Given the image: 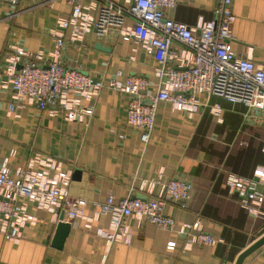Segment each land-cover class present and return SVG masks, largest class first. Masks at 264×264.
I'll use <instances>...</instances> for the list:
<instances>
[{
	"label": "crops",
	"instance_id": "0c3cea01",
	"mask_svg": "<svg viewBox=\"0 0 264 264\" xmlns=\"http://www.w3.org/2000/svg\"><path fill=\"white\" fill-rule=\"evenodd\" d=\"M90 1L77 0L82 5ZM217 2L181 0L174 9H165L164 16L195 27L211 19ZM71 9L70 0H20L15 6L0 0V168L11 174L41 171L35 164L30 168L34 157L52 160L56 169L49 170V178L66 176L67 186H60L70 198L83 202L79 217H64L70 230L56 248L52 242L60 212L35 209L33 203L18 199L16 205H24L35 222L20 228L17 241L6 240L0 223V264H235L264 235V198L257 207L261 214L253 216L228 193L225 182L231 174L256 177L264 194V111L206 94L196 97L199 107L191 114L162 102L151 138L143 145L139 132L126 125L129 96L108 84L120 72L121 82L128 76L147 79L150 87L143 95L154 91L159 67L154 52L123 40L117 30L98 38L92 29L81 41L71 42L70 30L57 26ZM231 11L235 22L230 50L238 58L264 64V0H232ZM131 25V20L125 21L126 27ZM50 31L63 34L65 66L104 83L83 102L93 107L91 118L83 122H69L62 112L53 115L26 103L14 102L9 109L13 101L7 81L16 50L40 54L42 63L49 62L55 48ZM216 107L221 109L219 120L212 115ZM76 171L80 176L75 180ZM174 180L189 182L192 193L186 203L167 201L163 213L177 225L198 223L216 243L185 248L183 237L136 216L123 221L126 241H114L111 214L100 210L107 198L115 203L126 197L162 199L165 185ZM243 264H264V246Z\"/></svg>",
	"mask_w": 264,
	"mask_h": 264
},
{
	"label": "built area",
	"instance_id": "2783aa9c",
	"mask_svg": "<svg viewBox=\"0 0 264 264\" xmlns=\"http://www.w3.org/2000/svg\"><path fill=\"white\" fill-rule=\"evenodd\" d=\"M19 1L2 0V3L15 6ZM180 1L124 0L120 5L110 0H91L89 4L82 5L77 0H70L72 9L69 16L57 22L58 28L70 30L71 42L81 41L92 29L98 38L117 30L123 40H133L154 52L159 62L154 72L158 79L154 91L143 95L150 87L148 80L128 76L121 82L117 79L122 75L120 72L108 84V88L129 96L126 125L139 132L143 145L148 144L151 138L157 106L162 102L170 103L177 111L191 114L199 107L196 97L206 94L243 104L248 109L264 111V64L238 58L230 50L235 22L232 0H218L211 19L199 22L195 27L164 16L165 9H174ZM126 20H131L132 25L126 27ZM49 34L54 39L55 48L47 63H42L40 54L16 50L7 81L13 101L9 109L13 110L14 102L26 103L53 115L62 112L66 121L83 122L91 118L93 110L90 103L83 102H89L105 87L104 83L65 66L61 61L63 34L53 31ZM173 44L179 45V49H173ZM171 60L177 65H170ZM212 115L219 120L221 109L214 108ZM262 151L264 153V144ZM34 164L41 171L11 174L0 168V223L6 240L17 241L20 228L35 222L33 216L26 214L24 205H16L18 199L33 203L35 209H46L55 214L63 210L68 221L82 213L83 202L70 198L66 188L60 186H67L69 179L64 175L49 178V170H55L56 163L37 155L30 168ZM259 180L231 174L225 182L228 193L236 196L239 206L256 217L261 214L257 207L264 198ZM191 193L189 182L174 180L165 185L162 199L144 201L126 197L115 203L109 196L100 210L111 214L114 241H126L128 232L123 221L128 216H136L159 230L183 237L186 239L185 248L213 245L215 239L204 233L198 223L177 225L163 213L167 201L186 203Z\"/></svg>",
	"mask_w": 264,
	"mask_h": 264
},
{
	"label": "water",
	"instance_id": "95a60500",
	"mask_svg": "<svg viewBox=\"0 0 264 264\" xmlns=\"http://www.w3.org/2000/svg\"><path fill=\"white\" fill-rule=\"evenodd\" d=\"M100 48V45L98 46ZM80 176L79 172H75L73 177H75V180L78 179ZM72 177V179H74ZM65 212L62 210L59 213L58 216V223L54 232V238L52 242V246L56 248H61L68 233L70 230V224L64 221ZM262 246H264V235L261 236L258 240H256L253 244H251L248 248H246L237 258L235 264H243L246 258H248L251 254H253L255 251L260 249Z\"/></svg>",
	"mask_w": 264,
	"mask_h": 264
}]
</instances>
